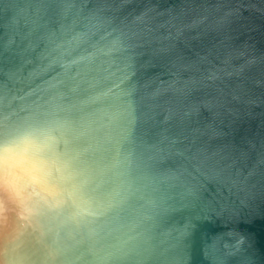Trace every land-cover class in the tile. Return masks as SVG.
Wrapping results in <instances>:
<instances>
[{
    "label": "water",
    "instance_id": "1",
    "mask_svg": "<svg viewBox=\"0 0 264 264\" xmlns=\"http://www.w3.org/2000/svg\"><path fill=\"white\" fill-rule=\"evenodd\" d=\"M0 264H264V0H0Z\"/></svg>",
    "mask_w": 264,
    "mask_h": 264
},
{
    "label": "clouds",
    "instance_id": "2",
    "mask_svg": "<svg viewBox=\"0 0 264 264\" xmlns=\"http://www.w3.org/2000/svg\"><path fill=\"white\" fill-rule=\"evenodd\" d=\"M3 158L2 157H0V160H2Z\"/></svg>",
    "mask_w": 264,
    "mask_h": 264
}]
</instances>
